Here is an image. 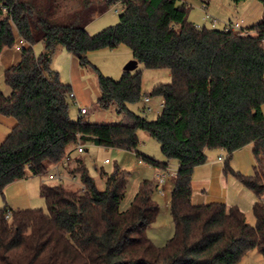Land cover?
Segmentation results:
<instances>
[{"label":"trees","instance_id":"1","mask_svg":"<svg viewBox=\"0 0 264 264\" xmlns=\"http://www.w3.org/2000/svg\"><path fill=\"white\" fill-rule=\"evenodd\" d=\"M259 1L260 21L224 30L198 27L178 0H0V55L17 45V37L26 44L19 46V61L3 71L9 93L0 89V114L16 123L0 143V192L27 171L45 174L66 157L68 173L84 185L41 182L46 211L0 207V264H238L252 248L264 257V0ZM118 2V22L89 34L93 17ZM38 42L43 51L36 55ZM122 43L145 68L170 70V82L150 92L162 100L155 119L128 108L141 98V72L123 70L115 80L88 58L90 51ZM59 47L94 73L96 107L113 106L123 116L120 122L69 118L71 86L51 68ZM139 129L157 140L164 161L136 151ZM89 143L133 150L156 170L176 162L168 200L174 233L164 245L147 235L159 213L155 179L143 180L130 206L120 210L128 172L96 167L104 184L98 189L77 154L78 145L87 150ZM246 145L254 157L249 175L231 164L233 152ZM213 149L226 154L224 174L255 195L254 225L236 205L192 203L193 170Z\"/></svg>","mask_w":264,"mask_h":264},{"label":"rangeland","instance_id":"2","mask_svg":"<svg viewBox=\"0 0 264 264\" xmlns=\"http://www.w3.org/2000/svg\"><path fill=\"white\" fill-rule=\"evenodd\" d=\"M178 2H183L185 4V6L188 8V19L198 26H202L203 24L210 26L208 23L209 20L204 19L206 13L211 15L213 18L219 19L216 25L217 29H222L224 22H228L229 20L235 22L237 18L235 16L234 2L232 0H178ZM116 4L117 6L114 4L106 11L96 14L93 17L91 22L87 25V31L89 34H95L101 29L110 25H114L118 22V15L120 11L116 12L115 9L118 7L121 10L122 6L119 2ZM17 43L18 39L16 38V44ZM16 46L12 48H14V50L18 53L19 49ZM33 50L36 55H39L43 51L42 42L34 44ZM67 52L68 51L65 49L59 52V49L57 48L51 61L52 69L56 70V68H59L60 66V72H66L67 66L66 63L64 64L63 56ZM88 58L90 62L94 64L104 75L115 80H118L122 76L124 65L129 60L133 59L130 47L123 43L112 48L107 47L90 51L88 53ZM85 70V77H91L96 82L94 73L91 70ZM132 71L141 72V98L136 102L129 103L128 108L137 114L146 116V118L149 120L155 119L161 111L162 100L158 96H151L150 92L155 84L170 82V70L165 67L145 68L142 63H138L137 67ZM60 77L64 79L63 75H60ZM146 96L149 98L147 105L152 109L149 111L144 109V106H146L144 103V98ZM96 100L97 99L93 94L92 104L88 105V113L83 116L84 119H87L91 122H94V118H99L100 120L112 119L114 123L120 122L122 120V114L118 113L113 106H110L106 109H98L96 107ZM68 115L72 120H76L78 116H80L78 106L76 103H74L72 98H69ZM137 135L139 138V144L136 148V151L153 157L159 161L165 160V156L161 152L160 145L157 140L152 138L148 132L142 129L137 131ZM86 147L87 150L77 154L83 157L88 169V173L95 180L98 189L102 190L104 184L102 179L99 177L96 167H102L106 171H111L116 165L128 172L125 194L119 205L120 210H126L130 206L143 180L154 181L155 179V167L152 164L142 160L133 150L131 151L126 149L100 146L92 143H89ZM218 155L222 157V160L221 166L219 168L220 171L218 174H216L217 177L213 178L211 175L213 170L210 168V170H212L209 171L212 181L210 186L195 188V197L199 200H209V198L211 200V198H219L222 196L221 194H223V189L225 187V179L227 177H233L230 174L225 175L223 172V163L226 156L225 152H220L218 149L208 150V163H211L214 159L217 160ZM106 158L109 160L108 162H104ZM231 164L233 165L232 162ZM170 167L176 170V162L171 161ZM171 177L166 179L164 183V194H160L155 189L152 195L154 200L159 204V213L156 220L147 229V235L156 246L164 245L174 233V225L168 206L173 179ZM39 181L41 180L39 179ZM228 187L229 186H227V188ZM71 188H74V186ZM31 208H41L43 211L47 210L46 202L40 193H38L37 199L34 201V205ZM246 221L250 225L255 224V217L252 213V209L246 213ZM238 264H264V257L258 252L256 248H252L241 257Z\"/></svg>","mask_w":264,"mask_h":264},{"label":"crops","instance_id":"3","mask_svg":"<svg viewBox=\"0 0 264 264\" xmlns=\"http://www.w3.org/2000/svg\"><path fill=\"white\" fill-rule=\"evenodd\" d=\"M234 12L236 21L239 28H246L252 24L257 23L262 19L263 7L259 0H242L237 4L234 3ZM219 21L218 18H215ZM232 22V21H228ZM225 23V22H224ZM204 25V24H203ZM19 46L26 45L17 37ZM59 52L63 48L59 47ZM20 59V52H16L14 48H8L2 52L0 55V89L6 95L9 93L8 86L4 83L3 71L6 67L16 64ZM64 64L66 63V72H60L59 68H56L59 79L63 83H67L71 86L74 103L77 104L79 115L80 108L86 107L88 113V105L92 104V96L99 97V91L96 82L86 75V70L79 66L78 60L67 52L63 56ZM64 76V79L60 77ZM149 101V100H148ZM147 102L144 103L147 105ZM145 108V106H144ZM86 113V114H87ZM84 114V116L86 115ZM96 123H112V119L100 120L99 118H94ZM16 120L13 117H8L0 114V143L6 138L10 133L11 129L15 125ZM220 152H224L220 150ZM222 157L217 156V160L214 159L211 163L205 162L204 164L195 166L192 175V196L191 200L193 204H205L210 202H223L227 205H236L242 210L245 215L252 209V205L256 201L255 195L246 187H244L240 182H238L234 177H227L224 183L223 194L219 198H209V200L198 199L195 196L196 187L210 186L212 183L211 175L216 178V174L220 171ZM220 161V162H219ZM232 163L235 169L244 173L252 174V168L254 164V157L251 152V145H246L239 148L233 152ZM212 168V170H210ZM209 171H212L211 175ZM171 177V176H170ZM168 177V178H170ZM172 176L171 178H173ZM39 176L27 174L24 178L15 180L4 187L2 192H0V206L6 205L9 209L17 208H31L34 205V201L37 199L39 193L40 184ZM167 178V179H168ZM173 180V179H172ZM227 186H229L227 188Z\"/></svg>","mask_w":264,"mask_h":264},{"label":"built area","instance_id":"4","mask_svg":"<svg viewBox=\"0 0 264 264\" xmlns=\"http://www.w3.org/2000/svg\"><path fill=\"white\" fill-rule=\"evenodd\" d=\"M117 6V4H115ZM116 12L120 11V8L116 7L115 9ZM204 19H208V23L210 24L209 27L214 28L217 25L218 20L213 18L211 15L208 13L205 14ZM198 26V25H197ZM203 26V25H202ZM198 26V27H202ZM228 28L231 29H236L239 28L238 24L235 22H225L223 24L222 29L226 30ZM73 92L70 93V96L73 97ZM149 100L148 97L144 98V101L147 102ZM162 104V103H161ZM145 110L149 111L152 110L151 107L145 106ZM87 113V108L86 107H81L80 108V114L84 115ZM84 151V146L83 145H78L77 146V152L81 153ZM109 160L106 158L104 162H108ZM71 168V165L69 163V158L66 157L63 159L60 163H57L52 166L50 171H48L45 174L39 175V178L42 182L46 181H52V182H61V183H66V184H74L77 185L78 187L84 188V185L80 182L77 176L72 175L68 173V169ZM176 170L172 169L170 166L163 168V169H158L155 172V181H156V189L160 194L165 193L164 189V183L166 179L170 176H175ZM10 210H7L5 217L8 218L10 215Z\"/></svg>","mask_w":264,"mask_h":264},{"label":"water","instance_id":"5","mask_svg":"<svg viewBox=\"0 0 264 264\" xmlns=\"http://www.w3.org/2000/svg\"><path fill=\"white\" fill-rule=\"evenodd\" d=\"M138 65V62L136 59L129 60L123 67L124 70L132 71L134 70Z\"/></svg>","mask_w":264,"mask_h":264}]
</instances>
